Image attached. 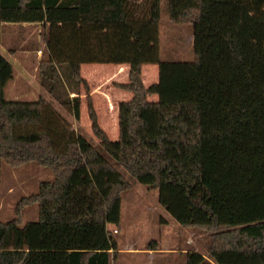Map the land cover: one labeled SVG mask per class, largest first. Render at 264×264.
<instances>
[{
	"label": "trees",
	"instance_id": "trees-1",
	"mask_svg": "<svg viewBox=\"0 0 264 264\" xmlns=\"http://www.w3.org/2000/svg\"><path fill=\"white\" fill-rule=\"evenodd\" d=\"M166 1L169 21L192 27L191 62L159 59L161 0H0V37L2 24L46 29L39 85L76 120L82 87L101 151L157 190L178 225L208 234L207 258L188 252L186 264H264V0ZM85 64L129 67L116 141L98 123ZM145 65L158 69L149 87ZM13 75L0 54V180L2 163H36L53 180L19 203L37 204L36 221L0 223V264H112L107 226H119L130 183L42 97L6 101Z\"/></svg>",
	"mask_w": 264,
	"mask_h": 264
},
{
	"label": "rangeland",
	"instance_id": "rangeland-1",
	"mask_svg": "<svg viewBox=\"0 0 264 264\" xmlns=\"http://www.w3.org/2000/svg\"><path fill=\"white\" fill-rule=\"evenodd\" d=\"M166 0H161L159 23V59L165 62H191L193 54V31L191 25L174 24L169 21ZM47 31L42 26H16L2 24L0 37V54L13 66V80L4 88V98L8 102H36L45 99L55 113L62 119L67 131L82 136L128 181L131 189L122 194L121 218L119 226L109 224L108 231L117 242L118 253L112 264H186L185 254L197 252L207 258L209 245L208 234L198 229L178 225L158 203V191L138 184L108 155L100 149L93 136L87 112L86 92L78 88L80 99V116L76 120L70 112L59 106L46 89L39 85V63L47 60L45 44ZM17 53L12 57L7 52ZM38 51H40L38 53ZM38 54H37V53ZM37 55H39L37 62ZM15 59L18 63H15ZM120 66L114 64H85L81 66V77L91 87L98 86L102 92L112 95L117 102H127L132 95L120 90L117 85L127 83V75L116 74ZM128 70V66H123ZM24 69V70H23ZM156 65L143 67L142 82L148 87L157 82ZM107 89V90H106ZM70 97H74L73 94ZM84 104L81 102V98ZM109 97V96H108ZM156 97H150L155 102ZM107 104L96 102L95 111L101 129L110 141L118 138L117 113L104 111ZM51 171L36 163H26L12 167L1 164L0 180V223L19 219L22 225L37 220L38 207L32 203L19 206L21 199L36 194L43 182H51ZM20 210L19 215L16 213ZM18 215V216H17ZM157 246L160 252L154 260L143 254L145 249Z\"/></svg>",
	"mask_w": 264,
	"mask_h": 264
},
{
	"label": "crops",
	"instance_id": "crops-1",
	"mask_svg": "<svg viewBox=\"0 0 264 264\" xmlns=\"http://www.w3.org/2000/svg\"><path fill=\"white\" fill-rule=\"evenodd\" d=\"M31 25H36V26H42V25H40V24H31ZM31 25H29V24H22V25H18V26H31ZM17 26V25H16ZM43 48H45V44H43ZM45 51H46V48H45ZM7 53H9L12 57L14 56H16V54L17 53H13V52H7ZM37 53V52H36ZM38 53H39V51H38ZM37 53V54H38ZM3 56V55H2ZM39 55H37V62H40L39 60H38V57ZM15 63H18V60H16L15 59ZM118 66H120L119 68H118V70H117V72H116V74L118 75V76H120V75H127V77H128V74H129V67H128V70L127 69H125L123 66H127V65H118ZM145 66H147V65H145ZM144 67V66H143ZM24 70V69H23ZM142 71H143V68H142ZM141 79H142V75H141ZM157 80H158V78H157ZM143 83V82H142ZM123 84H127V83H120L119 85H123ZM99 85H101V84H99ZM99 85L98 86H92L91 87V90H92V92L90 93V97H91V99H92V102H93V107H94V110H95V104H96V102L98 103V102H100V103H102L103 105H106L107 104V109H105L104 111H107L108 113H112V112H116L117 114H118V104L119 103H121V102H119L118 104H117V102L112 98V95H109V94H107V92L105 93V92H102V91H100V89H99ZM144 85V84H143ZM149 87V86H148ZM107 90V89H106ZM109 96V97H108ZM81 98V97H80ZM149 100V99H148ZM81 102H82V104H84V100L81 98ZM156 102V101H155ZM96 112V111H95ZM97 115V114H96ZM158 252H160V250L158 249V247L157 246H151V247H149V248H147V249H145V251L143 252V254H145V255H147V257L149 258H152V260H154V255L156 254V253H158Z\"/></svg>",
	"mask_w": 264,
	"mask_h": 264
},
{
	"label": "built area",
	"instance_id": "built-area-1",
	"mask_svg": "<svg viewBox=\"0 0 264 264\" xmlns=\"http://www.w3.org/2000/svg\"><path fill=\"white\" fill-rule=\"evenodd\" d=\"M40 52V51H39Z\"/></svg>",
	"mask_w": 264,
	"mask_h": 264
}]
</instances>
